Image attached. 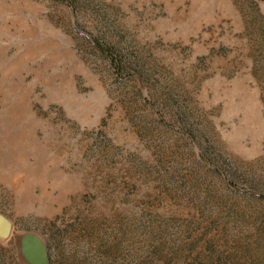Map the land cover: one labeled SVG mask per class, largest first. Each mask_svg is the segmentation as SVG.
Masks as SVG:
<instances>
[{"label":"rangeland","instance_id":"1","mask_svg":"<svg viewBox=\"0 0 264 264\" xmlns=\"http://www.w3.org/2000/svg\"><path fill=\"white\" fill-rule=\"evenodd\" d=\"M0 264H264V0H0Z\"/></svg>","mask_w":264,"mask_h":264},{"label":"water","instance_id":"2","mask_svg":"<svg viewBox=\"0 0 264 264\" xmlns=\"http://www.w3.org/2000/svg\"><path fill=\"white\" fill-rule=\"evenodd\" d=\"M12 229V224L3 214L0 213V237L7 238Z\"/></svg>","mask_w":264,"mask_h":264}]
</instances>
